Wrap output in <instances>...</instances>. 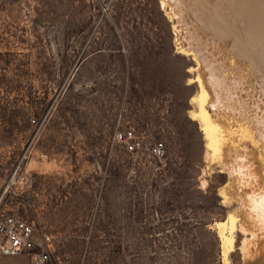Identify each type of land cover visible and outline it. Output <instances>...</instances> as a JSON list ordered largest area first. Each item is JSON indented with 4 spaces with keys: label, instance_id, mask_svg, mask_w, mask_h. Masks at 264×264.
<instances>
[{
    "label": "rangeland",
    "instance_id": "374dc122",
    "mask_svg": "<svg viewBox=\"0 0 264 264\" xmlns=\"http://www.w3.org/2000/svg\"><path fill=\"white\" fill-rule=\"evenodd\" d=\"M163 1L0 0V210L38 243L49 238L48 264H225L224 247L229 264H245L250 234L231 222L228 176L214 164L203 177L207 141L191 115L199 63ZM188 7L189 40L228 77L219 37ZM260 31L250 42L264 80ZM255 113L246 120L264 153ZM129 129L141 141L134 153L115 140ZM157 141L161 159L150 152Z\"/></svg>",
    "mask_w": 264,
    "mask_h": 264
},
{
    "label": "bare ground",
    "instance_id": "6f19581e",
    "mask_svg": "<svg viewBox=\"0 0 264 264\" xmlns=\"http://www.w3.org/2000/svg\"><path fill=\"white\" fill-rule=\"evenodd\" d=\"M166 2L172 5L173 9L170 10L177 16L180 30L187 40L188 50L194 53L199 63L197 82L200 84L201 93L192 100L198 112L191 115L199 120L207 141L203 177L212 171L214 164L219 165L227 174L228 184L221 194L226 202L235 199L239 205L235 217H231V222H238L239 229L244 234H250L249 240L244 242L241 248L244 262L264 264V153L263 147L255 140L250 123L246 120L247 115L252 112L264 115V80L261 77L260 80L253 72L254 57L250 42L253 33L264 31V0ZM163 3L165 4V1ZM189 4H193V8L203 15L202 18L219 37L222 66L227 67L228 77L214 74V69L208 67L202 58L204 49L199 47L198 42L194 43L197 38L194 41L189 40L188 29L195 23L194 16L188 13L191 11H188ZM245 50L248 58L244 56ZM248 51L252 55L248 54ZM260 53L264 61V49ZM261 136L264 139V132ZM205 184L206 181H202L203 187ZM216 228L222 236L225 225L218 224ZM227 256L228 250L224 247L225 264H229Z\"/></svg>",
    "mask_w": 264,
    "mask_h": 264
},
{
    "label": "built area",
    "instance_id": "2783aa9c",
    "mask_svg": "<svg viewBox=\"0 0 264 264\" xmlns=\"http://www.w3.org/2000/svg\"><path fill=\"white\" fill-rule=\"evenodd\" d=\"M115 140L123 145L127 153H134L141 148V141L134 135L133 130L118 132ZM153 157L161 159L165 154L162 142H154L150 148ZM37 242L32 226L19 217L6 214L0 210V256L19 257L30 256V264H48L50 261L48 244Z\"/></svg>",
    "mask_w": 264,
    "mask_h": 264
}]
</instances>
